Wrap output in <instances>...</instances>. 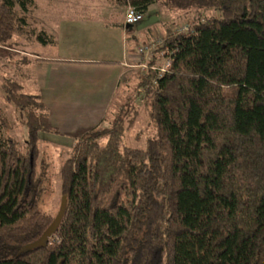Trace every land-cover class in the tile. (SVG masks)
I'll use <instances>...</instances> for the list:
<instances>
[{
    "label": "trees",
    "instance_id": "trees-1",
    "mask_svg": "<svg viewBox=\"0 0 264 264\" xmlns=\"http://www.w3.org/2000/svg\"><path fill=\"white\" fill-rule=\"evenodd\" d=\"M112 1L142 16L155 2L219 16L166 29L167 72L148 62L125 73L117 119L75 138L60 173L63 218L31 250L54 219L38 208L39 136L58 130L39 95L4 82L7 101L26 110L27 138L23 153L1 135L0 113V264H264V0ZM32 5L0 0V46L25 24L16 9ZM140 96L156 137L121 150Z\"/></svg>",
    "mask_w": 264,
    "mask_h": 264
},
{
    "label": "rangeland",
    "instance_id": "rangeland-1",
    "mask_svg": "<svg viewBox=\"0 0 264 264\" xmlns=\"http://www.w3.org/2000/svg\"><path fill=\"white\" fill-rule=\"evenodd\" d=\"M26 14L18 9L17 16L24 19L6 46H0V113L6 121L1 135L13 138L21 152L26 151L27 130L24 125L26 110H19L7 101L3 91L4 82L13 81L28 95L39 94L36 63L33 56L51 59L93 58L124 54L129 55L128 72L144 73L140 65L153 62L161 67L165 60L159 51L166 29L170 34L181 26H192L210 17H218L215 9L177 10L155 2L149 7L142 21L126 28L124 17L129 5H119L112 0H32ZM172 28H175L172 30ZM41 31L45 34L42 43L38 39ZM53 37L50 43L49 37ZM146 48V54L137 50ZM164 67V66H163ZM6 80V81H5ZM132 85V83H130ZM136 100L137 118L132 127L123 133L120 149L145 148L148 139L156 137L155 127L148 118L149 108L145 102ZM116 105L107 115L99 129L112 127L117 119ZM116 112V113H115ZM39 154L36 173L41 179V195L38 202L40 212L55 217L62 200L61 168L69 157L75 139L53 133H40ZM106 140L101 143L105 144Z\"/></svg>",
    "mask_w": 264,
    "mask_h": 264
},
{
    "label": "crops",
    "instance_id": "crops-1",
    "mask_svg": "<svg viewBox=\"0 0 264 264\" xmlns=\"http://www.w3.org/2000/svg\"><path fill=\"white\" fill-rule=\"evenodd\" d=\"M129 55L104 60L33 56L41 85L37 95L47 109L51 126L58 130L55 135L75 139L109 115L119 82L128 71Z\"/></svg>",
    "mask_w": 264,
    "mask_h": 264
},
{
    "label": "built area",
    "instance_id": "built-area-1",
    "mask_svg": "<svg viewBox=\"0 0 264 264\" xmlns=\"http://www.w3.org/2000/svg\"><path fill=\"white\" fill-rule=\"evenodd\" d=\"M143 19V16L138 13L135 9L133 8H129L125 14V23L128 25V26H134V25H137L138 23H140ZM177 33L178 32H183V31H186V27L183 28V27H180V28H177L176 29ZM138 54L140 55H145L146 54V48H139L137 50ZM168 51H166L164 54L167 55ZM172 63V60L167 56L164 64L161 66V67H158L156 68L155 67H152L153 70H157L159 72V75L167 72V70L169 69L170 65ZM142 68H144L145 70L147 69V63L146 62H143L141 63L140 65ZM164 66V67H163Z\"/></svg>",
    "mask_w": 264,
    "mask_h": 264
},
{
    "label": "water",
    "instance_id": "water-1",
    "mask_svg": "<svg viewBox=\"0 0 264 264\" xmlns=\"http://www.w3.org/2000/svg\"><path fill=\"white\" fill-rule=\"evenodd\" d=\"M65 209H66V198L63 196L62 200H61L60 208L58 210V213L54 217L52 223L46 229V231L44 232V234L41 236V238L38 241H36L35 243L30 244L27 247L29 250L34 249V248H38V247H45L49 237H51V235L54 233V231L59 226V224H60V222H61V220L63 218Z\"/></svg>",
    "mask_w": 264,
    "mask_h": 264
}]
</instances>
